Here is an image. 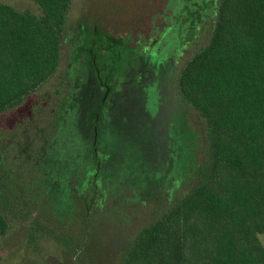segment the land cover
I'll return each mask as SVG.
<instances>
[{
    "label": "rangeland",
    "instance_id": "rangeland-1",
    "mask_svg": "<svg viewBox=\"0 0 264 264\" xmlns=\"http://www.w3.org/2000/svg\"><path fill=\"white\" fill-rule=\"evenodd\" d=\"M0 1L39 13L30 0ZM218 2L73 0L56 73L21 106L0 116L1 160L5 154L13 159L6 165L1 161V171H13L10 182L15 186L38 183L48 197L57 179L62 189L67 187L61 162L77 165L71 183L85 179L83 169L89 170L93 162L84 165L80 150L89 153L96 127L107 173L88 216L93 229L81 253L85 258H74V264H115L126 242L188 192L193 182L185 174L189 149L196 139L201 162L206 132L181 101L177 79L185 63L208 42ZM106 91L109 96L103 102ZM72 154L79 164L73 163ZM35 162L41 170L30 171ZM71 196L66 190L58 194L63 199ZM41 209L33 207L27 221L13 223L0 243V264L73 263L62 239L82 231L81 217L68 214L70 225L39 230L33 219L43 217ZM258 239L264 246V234Z\"/></svg>",
    "mask_w": 264,
    "mask_h": 264
},
{
    "label": "trees",
    "instance_id": "trees-1",
    "mask_svg": "<svg viewBox=\"0 0 264 264\" xmlns=\"http://www.w3.org/2000/svg\"><path fill=\"white\" fill-rule=\"evenodd\" d=\"M30 1L38 14L0 1V116L21 106L59 67L73 0ZM177 89L205 126L203 157L197 162L195 139L186 160V177L193 180L188 192L126 242L115 264H264L258 239L264 234V0H219L212 34L185 63ZM89 153L80 150L84 165L89 159L93 165L83 169L79 186L71 183L77 165L61 162L67 187L57 179L49 197L38 183L13 185V171L0 169V243L13 223L27 221L41 205L43 217L33 219L39 230L70 225L68 214L81 217L82 231L63 236L62 243L72 264L85 258L93 229L88 216L107 173L93 139ZM10 159L0 156L5 165ZM72 160L79 164L73 154ZM65 190L72 196L58 198Z\"/></svg>",
    "mask_w": 264,
    "mask_h": 264
},
{
    "label": "flooded vegetation",
    "instance_id": "flooded-vegetation-1",
    "mask_svg": "<svg viewBox=\"0 0 264 264\" xmlns=\"http://www.w3.org/2000/svg\"><path fill=\"white\" fill-rule=\"evenodd\" d=\"M138 46H139V45H138ZM150 46H152V45H150ZM93 47H94V45H93ZM92 52H93V51H92ZM143 52H144V54H147V55H148V52H150V51H148L147 49H145V50H143ZM93 55H94V56H93L92 60L95 61V57H96L97 54L93 52ZM148 63H149V62H148ZM155 67H156V65H155ZM101 101H103L102 98H101ZM103 102H104V101H103ZM100 111H101V106H100V107H96L95 112H99V113H100ZM95 116H96V114H95ZM93 129H94V130H93V143H94V145H95V144L97 145L96 137H97L98 133H97L96 130H95V129H96L95 126L93 127ZM100 156H101V159H103V161H104V160L107 161V160H106V157H105L106 155L104 156L103 154H101Z\"/></svg>",
    "mask_w": 264,
    "mask_h": 264
}]
</instances>
